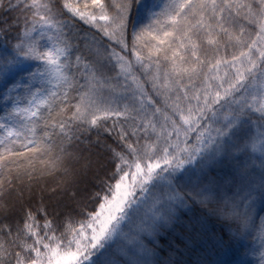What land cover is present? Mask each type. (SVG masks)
Listing matches in <instances>:
<instances>
[{
  "label": "snow or ice",
  "instance_id": "1",
  "mask_svg": "<svg viewBox=\"0 0 264 264\" xmlns=\"http://www.w3.org/2000/svg\"><path fill=\"white\" fill-rule=\"evenodd\" d=\"M0 264H264V0H0Z\"/></svg>",
  "mask_w": 264,
  "mask_h": 264
},
{
  "label": "trees",
  "instance_id": "2",
  "mask_svg": "<svg viewBox=\"0 0 264 264\" xmlns=\"http://www.w3.org/2000/svg\"><path fill=\"white\" fill-rule=\"evenodd\" d=\"M216 229H217V230H222V226L219 225V224H217V225H216Z\"/></svg>",
  "mask_w": 264,
  "mask_h": 264
}]
</instances>
